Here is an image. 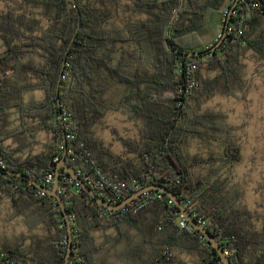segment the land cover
<instances>
[{"label":"trees","instance_id":"trees-1","mask_svg":"<svg viewBox=\"0 0 264 264\" xmlns=\"http://www.w3.org/2000/svg\"><path fill=\"white\" fill-rule=\"evenodd\" d=\"M236 1L21 0L0 13V202L18 215L41 218L47 245L37 255L0 246V264H65L69 229L58 202L6 173L26 174L52 189L63 156L113 205L141 189L165 187L207 221L232 264H264V225L231 187L240 145L225 115L198 111L217 93L237 97L248 54L264 61V7L239 0L228 19ZM239 15L246 23L242 37L224 31ZM192 37L199 41L191 45ZM189 63L198 66L199 87L179 96L191 77ZM111 112L139 123L138 135L126 138L108 126L104 119ZM98 125L110 130L122 153L97 134ZM42 133L50 137L45 149L28 150ZM193 141L208 146L207 159L190 155ZM204 165L217 167L203 175L197 169ZM102 177L105 188L99 189ZM71 178L60 170V196L72 222L69 264H92L102 249L94 234L106 228L125 237L126 262L160 264L170 251L175 261L187 253L196 264H222L198 231L179 228L180 210L163 192L149 191L114 212L84 190L77 193ZM129 230L140 240L128 238Z\"/></svg>","mask_w":264,"mask_h":264},{"label":"rangeland","instance_id":"rangeland-1","mask_svg":"<svg viewBox=\"0 0 264 264\" xmlns=\"http://www.w3.org/2000/svg\"><path fill=\"white\" fill-rule=\"evenodd\" d=\"M20 1L0 0V13L9 7L18 6ZM208 39L201 41L205 43ZM189 40L191 45L199 41L196 37ZM3 51L4 46L0 40V54ZM243 63V87L235 89L238 97L217 93L211 99L202 101L198 111L225 115V121L232 128L233 139L240 145L242 155L241 161L231 168V187H236L242 192L241 205L255 213L258 226L261 227L264 225V61L250 53ZM104 122L117 128L123 137L134 138L138 135L139 123L120 113H108ZM96 131L107 144H113L116 153L123 152L121 144L113 141L110 130L98 125ZM189 153L198 154L204 159L209 157L208 146L198 141L191 143ZM216 167L204 165V168L197 169V172L206 175ZM10 231L9 207L0 202V238L9 236Z\"/></svg>","mask_w":264,"mask_h":264},{"label":"crops","instance_id":"crops-1","mask_svg":"<svg viewBox=\"0 0 264 264\" xmlns=\"http://www.w3.org/2000/svg\"><path fill=\"white\" fill-rule=\"evenodd\" d=\"M219 23L221 25L220 19ZM221 28L222 26H220V29ZM245 59H243V62ZM49 138L50 137L45 133L38 135L36 141L29 144L28 150L31 149L34 153L42 152L45 149V145L48 143ZM9 145L16 147L13 139L9 140ZM40 220L41 218L35 216L24 217L18 215L13 209L9 208V226L11 227V231L9 232V236L0 238V246L9 248V250L17 253L25 252L30 253L31 255L46 252L44 224ZM126 233L128 234V238H133L135 241L140 240L136 231L129 230ZM94 236L97 244L102 246V249L95 256L92 264H135L123 260V255L130 247L127 246L125 237H120L115 229L106 228L99 230L95 232ZM119 238L121 242H118ZM176 262L178 264H196L197 259L185 253L180 255L179 260Z\"/></svg>","mask_w":264,"mask_h":264},{"label":"water","instance_id":"water-1","mask_svg":"<svg viewBox=\"0 0 264 264\" xmlns=\"http://www.w3.org/2000/svg\"><path fill=\"white\" fill-rule=\"evenodd\" d=\"M257 1L264 7L263 0H257ZM238 3H239V0L236 1V3L234 4L233 8L230 10V12L228 14V19L231 18V15H232L234 9L236 8V6L238 5ZM228 23H229V21H227V23L225 25V30H224L225 32H226V30L228 28ZM222 42H223V38L221 39V41H219V43L217 45H215L208 52H214L221 45ZM202 54L203 53L189 54V56L190 57H195V56H200ZM62 168H64L65 171L74 180L79 182L81 184V186H82V189L86 193H88L100 206L104 207L105 209H107L109 211H114V212L120 211V210L124 209L125 207H127L128 205L132 204L133 202H136L139 197H141L142 195L146 194L149 191L158 190V191L163 192L164 194H166L169 198H171L175 202L176 206L180 210V216L185 218L189 222V224L191 226H193L195 228V230H197L202 236H204V238L212 245V247L214 248V251L219 256V258L221 260V263L222 264H232L229 256L223 250L222 246L217 241L215 236L206 227H204L201 224H199L198 221L181 204V202L177 199V197L173 193H171L169 190H167L165 187H163V186H150V187L141 189V190L137 191L135 194H133L131 197H129L126 200H124L122 203L113 205L112 203L108 202L106 199H104L103 197L98 195L92 188H90L82 180V178L77 174L75 169H73L72 167H70L67 164L66 156H63L62 160L57 164L56 178H55V182H54V185H53L52 189H48V188L44 187L43 185H41L37 181L32 180L26 174L19 173L17 171H11V170L6 171L7 174L15 175V176H18V177L28 181L31 185L35 186L39 191H41L44 194L49 195L50 197H53L58 202V205H59L61 211L63 212L65 221L67 223V227L69 229V248H68V253H67L65 264H69V260H70V257L72 255V251H73V235H72V222L70 220L69 214L67 213V210H66L65 204H64V202L62 200V197L59 194L60 180H61L60 179V170Z\"/></svg>","mask_w":264,"mask_h":264},{"label":"built area","instance_id":"built-area-1","mask_svg":"<svg viewBox=\"0 0 264 264\" xmlns=\"http://www.w3.org/2000/svg\"><path fill=\"white\" fill-rule=\"evenodd\" d=\"M240 1L245 6H249L250 5L252 8H256V9L261 7V4L257 0H240ZM245 25H246L245 16L244 15H239V16L236 17L235 24H231V25H230V23L228 24V28H227L226 33L233 34L236 37H242L244 35V33H245V29H246ZM186 70H187L188 74L191 75L190 80L187 83V85L184 88L180 89L179 92H178L179 96H185V97L190 96L199 87V81L196 78V72L198 70L197 64H190L189 63ZM56 161H58V158H56ZM53 181H54V179H53L52 176H50L47 179V183L48 184L53 183ZM70 182L71 183H73V182L75 183V186H76V189H77V193H80L83 190L81 184L79 182H77L76 180H74L73 178L70 179ZM97 185L99 186V189H104L105 188V179L102 177L98 181ZM59 194H60V189H59ZM158 198H161V196L158 195ZM188 205L190 207L189 213L198 221L199 224H201L202 226L207 228V221L203 217H201L197 212H195V210H194L193 206L190 204V202H189ZM142 206H144V205H140V207H142ZM179 228L181 230L186 231L189 234H192L195 231H197L183 217H181V219L179 220ZM201 238L203 240H206L204 238V236H202ZM226 254L229 256L228 252H226ZM262 254L264 256V251L262 252ZM3 256L4 255H2L0 253V257H3ZM160 264H178V263L174 260L173 253L170 252V251H167L165 262L164 263H160Z\"/></svg>","mask_w":264,"mask_h":264}]
</instances>
